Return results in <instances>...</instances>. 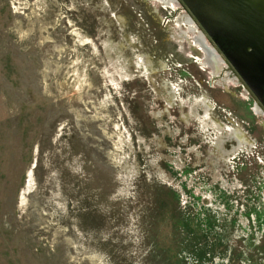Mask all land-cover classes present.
Returning a JSON list of instances; mask_svg holds the SVG:
<instances>
[{
  "label": "rangeland",
  "instance_id": "obj_1",
  "mask_svg": "<svg viewBox=\"0 0 264 264\" xmlns=\"http://www.w3.org/2000/svg\"><path fill=\"white\" fill-rule=\"evenodd\" d=\"M180 2L0 0V264H264V117Z\"/></svg>",
  "mask_w": 264,
  "mask_h": 264
},
{
  "label": "water",
  "instance_id": "obj_2",
  "mask_svg": "<svg viewBox=\"0 0 264 264\" xmlns=\"http://www.w3.org/2000/svg\"><path fill=\"white\" fill-rule=\"evenodd\" d=\"M205 33L238 46L227 57L255 91L264 59V0H181ZM252 49L253 52H249ZM263 54V56H262Z\"/></svg>",
  "mask_w": 264,
  "mask_h": 264
},
{
  "label": "flooded vegetation",
  "instance_id": "obj_3",
  "mask_svg": "<svg viewBox=\"0 0 264 264\" xmlns=\"http://www.w3.org/2000/svg\"><path fill=\"white\" fill-rule=\"evenodd\" d=\"M176 3L173 5L180 6L179 0H175ZM170 4V3H169ZM171 5V4H170ZM176 7V8H177ZM189 19V22L188 20ZM183 22L185 24V29H188L187 34H192V38L194 40L192 41L194 46L197 47V51L200 53V58L198 61L200 62V65L203 69H207L212 76H217L222 70L220 64H226L227 67L231 68L237 75V78L231 79L229 77V74L225 76L224 78L219 81L218 85H221L219 87H223L224 89H231V86H237V83H239V89L242 91V94L246 92L247 90V98L248 101H251L252 105L250 107L251 112L257 117L261 116L264 117V59L259 67V77L257 80H254V88L255 91L242 79L240 74L235 70L233 65L231 64L230 60L227 57V53L234 52L237 50L238 46H236L233 43H230L224 38H219L218 43H216L214 38L207 37L204 35V32L201 30V28L196 24V20L194 17H188L187 15H184L182 18ZM192 22V24H191ZM190 26L195 29L194 31H191ZM194 26V27H193ZM201 31H200V30ZM209 38V39H208ZM210 40V41H209ZM212 41V42H211ZM214 44V46H210V43ZM215 47V48H214ZM204 49V50H203ZM207 52V53H206ZM249 52H253L252 49L249 50ZM211 55H209V54ZM263 56V54H262ZM264 57V56H263ZM209 63V64H208ZM245 98V97H244ZM256 108H259V111H255ZM259 115H258V114ZM253 116V117H255ZM261 122V129L264 130V119H260ZM259 125V124H258ZM237 137L236 139H238ZM239 141H241V137L239 138ZM253 146V144H251Z\"/></svg>",
  "mask_w": 264,
  "mask_h": 264
},
{
  "label": "trees",
  "instance_id": "obj_4",
  "mask_svg": "<svg viewBox=\"0 0 264 264\" xmlns=\"http://www.w3.org/2000/svg\"><path fill=\"white\" fill-rule=\"evenodd\" d=\"M181 215L182 216L181 217L179 216V218H178L180 221L179 225L182 223L179 227H182V229L184 227V229L186 231H190V232H188V234H193V236H192L193 238L197 239L198 236L200 237V235H201V237H202V236H204L205 233H208V232H205V230L203 229V227H202L203 224H202L201 220L199 219V216H197L194 213L187 215V217H184L183 214H181Z\"/></svg>",
  "mask_w": 264,
  "mask_h": 264
},
{
  "label": "bare ground",
  "instance_id": "obj_5",
  "mask_svg": "<svg viewBox=\"0 0 264 264\" xmlns=\"http://www.w3.org/2000/svg\"><path fill=\"white\" fill-rule=\"evenodd\" d=\"M159 1H161V2H165V4H174V3H176L175 2V0H159ZM180 1V0H179ZM181 3V2H180ZM188 20V22H189V19H187ZM184 24H186V23H184ZM191 24H192V22H191ZM200 26V25H199ZM194 27V26H193ZM190 29H191V31H194L195 29H193L191 26H190ZM205 33V32H204ZM204 50V49H203ZM207 53V52H206ZM209 54V53H208ZM211 54V53H210ZM209 54V55H210ZM211 56V55H210ZM147 65H148V63L147 62H145ZM209 64V63H208ZM237 137H239L240 138V136L237 134Z\"/></svg>",
  "mask_w": 264,
  "mask_h": 264
}]
</instances>
